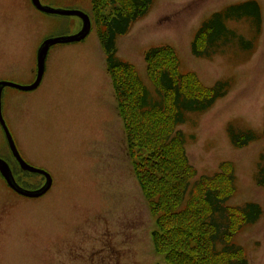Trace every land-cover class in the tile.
<instances>
[{
  "label": "rangeland",
  "instance_id": "1",
  "mask_svg": "<svg viewBox=\"0 0 264 264\" xmlns=\"http://www.w3.org/2000/svg\"><path fill=\"white\" fill-rule=\"evenodd\" d=\"M40 1L84 11L91 31L83 40L50 47L35 89L3 88L2 113L19 153L46 169L53 182L45 195L29 198L15 193L0 176V264H165L152 245L155 222L133 176L92 0ZM242 1L153 0L149 11L118 35L116 51L152 92L144 55L153 46H171L179 70L195 73L204 85L229 81L224 97L204 112L190 113L178 129L184 132V150L197 177L230 162L236 189L228 203L253 201L262 207L261 218L233 241L243 248L248 264H264V188L255 183L264 150V0H257L262 25L252 51L233 41L206 58L194 56L190 48L205 18ZM109 10L107 5L103 12ZM228 25L245 38L254 35L245 19ZM81 26V18L46 14L30 0H0V79L30 84L40 42L71 36ZM228 125L251 129L257 139L236 148ZM0 156L20 184H44L41 175L20 170L1 126Z\"/></svg>",
  "mask_w": 264,
  "mask_h": 264
},
{
  "label": "trees",
  "instance_id": "2",
  "mask_svg": "<svg viewBox=\"0 0 264 264\" xmlns=\"http://www.w3.org/2000/svg\"><path fill=\"white\" fill-rule=\"evenodd\" d=\"M152 1L92 0L133 176L155 222L150 233L152 245L164 256L165 264H248L243 248L233 238L261 218L262 207L253 201L240 206L228 203L236 189L230 162L221 163L212 174L197 177L184 150V132L178 129L190 113L204 112L224 97L229 81L204 85L195 73L179 70L177 53L171 46H153L144 55L154 84L152 92L133 65L117 56L116 38L149 11ZM107 5L110 10L104 13ZM243 19L252 27V38L236 34L228 25ZM261 25L257 0L231 3L199 24L190 48L194 56L209 58L222 45L236 41L250 52ZM228 137L237 148L257 139V134L228 125ZM259 160L255 183L264 188V150Z\"/></svg>",
  "mask_w": 264,
  "mask_h": 264
},
{
  "label": "water",
  "instance_id": "3",
  "mask_svg": "<svg viewBox=\"0 0 264 264\" xmlns=\"http://www.w3.org/2000/svg\"><path fill=\"white\" fill-rule=\"evenodd\" d=\"M31 1L35 8H38L44 13H47V14L51 13V14H57V15L61 14V15H67V16L75 15L82 19L81 30L78 31L77 33L72 34L71 36L49 37L41 42V45L39 46L38 51H37V62H36L37 72L35 76L36 79L32 83L28 85H20L18 83L15 84L8 80L0 81V125H2L4 135L6 136V139H7L8 147H10L12 155L14 158H16L20 168L30 171V172H36V173L42 174L45 177L46 181L44 182V185H42L39 188H35L33 190L25 188L22 185L20 186L18 182L15 181L12 170H10L8 163L5 161V159H2L1 157H0V171L5 181L9 185V187H11L16 193L33 198V197H39L45 194L46 190L50 188L53 180L51 178V175L45 169L43 170L33 165L32 166L29 165L20 156L19 151L17 147L15 146L13 136H11L9 128L7 124H5L3 113H1V105H2V102H1L2 90L1 89L3 87L10 86L15 89L29 91V90H32L38 87L43 78L42 76H43L45 66H46L45 60H46L47 52L50 46L55 45V44L68 43L72 41H80L84 39V37L91 30L90 29L91 20L88 14L85 13L84 11L82 12L81 10H77V9L66 10V9H60V8L56 9V8H52L49 6L48 7L44 6L40 0H31Z\"/></svg>",
  "mask_w": 264,
  "mask_h": 264
},
{
  "label": "flooded vegetation",
  "instance_id": "4",
  "mask_svg": "<svg viewBox=\"0 0 264 264\" xmlns=\"http://www.w3.org/2000/svg\"><path fill=\"white\" fill-rule=\"evenodd\" d=\"M30 2H31V0H30ZM31 4H32V2H31ZM33 6V5H32ZM17 48V47H16ZM38 49V48H37ZM36 52H37V50H36ZM36 57H37V54H36ZM0 81H4L3 79H0ZM4 88V87H3ZM3 88L1 89L2 90V92H3ZM2 94V93H1ZM1 126V125H0ZM1 129H2V126H1ZM11 132V131H10ZM12 135V134H11ZM13 139H14V137H13ZM14 142H15V140H14ZM1 157V156H0ZM31 165V164H30ZM0 176L2 177V179L4 180V178H3V176H2V173H1V171H0ZM43 179H44V177H43ZM5 182V181H4ZM22 185V184H21ZM22 186H24V185H22ZM42 186V185H41ZM41 186H39V187H41ZM25 188H28V189H31V190H33V189H35V188H39V187H33V188H29V187H26V186H24ZM50 189V188H49ZM48 189V190H49ZM48 190H47V192H48ZM15 192V191H14ZM16 193V192H15ZM46 193V192H45ZM18 194V193H17ZM18 195H20V194H18ZM45 195V194H44ZM20 196H24V195H20ZM26 197V196H25ZM40 197V196H39ZM67 237V235H64L63 236V238H66ZM61 239H59V238H55V240L54 241H56V242H58V241H60ZM56 245V244H55ZM57 252V251H56Z\"/></svg>",
  "mask_w": 264,
  "mask_h": 264
},
{
  "label": "crops",
  "instance_id": "5",
  "mask_svg": "<svg viewBox=\"0 0 264 264\" xmlns=\"http://www.w3.org/2000/svg\"><path fill=\"white\" fill-rule=\"evenodd\" d=\"M122 125H123V123H122ZM122 128V127H121ZM122 130H123V128H122Z\"/></svg>",
  "mask_w": 264,
  "mask_h": 264
}]
</instances>
